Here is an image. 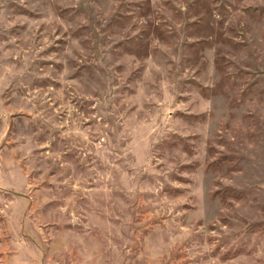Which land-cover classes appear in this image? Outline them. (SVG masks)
I'll use <instances>...</instances> for the list:
<instances>
[{"label":"rangeland","instance_id":"374dc122","mask_svg":"<svg viewBox=\"0 0 264 264\" xmlns=\"http://www.w3.org/2000/svg\"><path fill=\"white\" fill-rule=\"evenodd\" d=\"M0 264H264V0H0Z\"/></svg>","mask_w":264,"mask_h":264}]
</instances>
